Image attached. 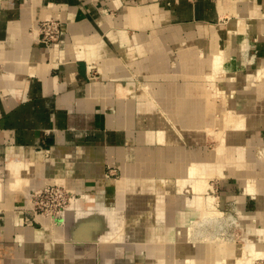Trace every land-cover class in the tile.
<instances>
[{
	"label": "crops",
	"instance_id": "0c3cea01",
	"mask_svg": "<svg viewBox=\"0 0 264 264\" xmlns=\"http://www.w3.org/2000/svg\"><path fill=\"white\" fill-rule=\"evenodd\" d=\"M252 1L253 18L242 0H0V177L26 158L20 168L34 164L37 178L61 180L95 200L105 194L110 204L118 171L121 177L126 170L143 173L164 181L162 187L177 179L176 168L202 158L206 150L202 144L159 142V116L148 112L152 102L144 100L141 88L149 85L157 107L171 111L180 61L191 64L187 71L202 70L201 52L211 42L226 52L227 71L244 75L236 86L237 109L255 113L259 93L264 100L260 84L251 80L258 63H264V0ZM236 16L244 17L246 30L230 35L227 24ZM51 17L61 19L62 34L47 47L36 33ZM244 136L256 151L264 148V125L248 128ZM152 142L155 146H147ZM187 146L189 152H179ZM166 150L169 169L163 167ZM152 158L159 167L151 168ZM223 183L225 197L238 200L245 225L255 232L264 219L256 211L258 201ZM0 206L8 208H0V264H147L148 253L136 242L108 252L98 245L81 247L84 256L76 258V244L68 242L71 252L51 240L50 229L26 223L24 197L2 199ZM190 214L189 219L197 216ZM176 231L180 237L185 227L172 228L173 238Z\"/></svg>",
	"mask_w": 264,
	"mask_h": 264
},
{
	"label": "bare ground",
	"instance_id": "6f19581e",
	"mask_svg": "<svg viewBox=\"0 0 264 264\" xmlns=\"http://www.w3.org/2000/svg\"><path fill=\"white\" fill-rule=\"evenodd\" d=\"M242 1L251 14L250 18H253V10H256L253 1ZM239 19L243 21L239 23ZM228 22L232 23V25L228 26L230 35H237L246 30L247 22L243 16H236L235 18H231ZM201 31L202 35L208 33L205 27H202ZM229 45L231 47L234 46V41H230ZM225 54L226 52L224 50L217 47V45L213 46L211 42H209L205 50L201 52L202 70L201 68L198 70L196 68L195 71H187V67H190L191 64L188 65V61H180L178 65L179 70L175 75L174 106L171 111L170 109H162L161 112V124L159 127L161 140L164 139L165 132H169V136H167L166 139H172L170 142L181 145H200L202 143L203 146L205 137L209 133L217 137L219 136V139H221V143L217 145L215 150L209 153V156L204 155L206 159L204 158V160H202V158L193 157L190 162L187 164L185 163L184 168H181L178 174L179 188L184 199L183 207L188 204L196 206V209L201 212L197 224L202 221V225L204 222H209V220L207 221L209 217H215L218 213H222L218 206H223L226 201V198L217 197L210 192L209 178L213 175L221 174L227 177L231 175L234 176L233 172L237 170V176L235 177L238 178L239 185L244 187L245 195L251 197L249 193H255L256 191H258L260 195L264 194V170L262 168V162L259 160L260 157L256 156V146H251L246 143L244 136L246 129L264 125V106L261 104L262 95L259 94L255 99L257 100V109L255 113L247 107V112L243 116L241 115L232 120V112L231 110H227L223 113L225 129H223V127L220 129L213 128V125L216 127L217 116L215 113L218 111L217 104L215 101H212L210 86L216 81H219L220 85L218 86V91L221 93L226 92L227 96L225 97L232 100V107L236 108V86L242 85V83H240L242 81L241 79H231L235 74L231 71H227V64L226 66L224 64L227 59ZM218 76H220L219 79H217ZM253 80V84H260V89L263 93L264 64L260 66ZM200 86L204 88L202 94L197 92ZM166 105H171V102L169 101L165 106ZM173 117H175V121ZM196 117H198L199 120H196ZM250 158L255 159L254 162L261 168L262 171H258L260 178L259 176L257 177V175L254 178L250 176L251 172H249L248 168L250 165ZM17 162L20 163L21 161H15L16 164ZM14 166L15 165H13L10 170L8 169V174L10 176L12 175V170L16 169V166ZM133 173L134 172L126 170L123 179L115 181V193L119 196L116 197L115 195L113 204L106 202L102 196L98 197L96 200L94 195L89 196L88 201L92 202L90 213L84 210L85 213L89 214L83 213L84 216L80 218L77 229L73 230L71 227V230H69V237L76 244L74 247L75 251H78L81 257L84 256L83 252H79V250L81 251V247L84 249L97 245L107 252L111 249L113 250L118 244L125 243L129 246L132 243L135 244V242L141 246L138 248L149 249L150 245L147 238L143 237L145 232L140 230L147 229L165 238L169 226L173 222L180 223V221L183 220L180 211H173L174 203L177 202L173 198L174 195L171 191L167 189L159 190L156 193V200L151 202L150 196H152V192L148 190L145 184L140 185V179L134 178L135 176ZM255 178H258L256 182L254 181ZM11 181H13V179L5 183L4 181L0 182V195L6 192ZM56 181L62 183L60 180H53L49 183ZM258 181L259 183H257ZM49 183L47 182L46 184ZM44 184L42 186H44ZM100 202H104L103 206ZM95 203L98 206H95ZM261 203V200H259L256 211L261 212L260 209L264 207L263 203ZM68 207L69 206H67L63 213L64 215L66 213L67 218L71 214V211H69L71 209L68 210ZM42 217L37 219L41 225H43ZM172 217L174 220L171 223ZM108 221H112L111 226L114 230H108L106 227ZM116 230L118 234H115ZM60 238L61 228L56 227L55 239L59 242ZM248 238L246 244L243 245H232L227 242L216 240L212 241L210 238L202 240V244L198 242L190 244L191 242H188V249L193 245L198 250H189L185 254L176 253L177 255L172 260L177 264H253L257 259L261 258L260 256L264 257V242H259L256 238ZM154 247L157 248L158 253L162 255V253L166 251L168 244L158 247L155 245ZM176 257L182 258L183 261L181 263L178 260L176 261ZM82 264L89 263L84 261Z\"/></svg>",
	"mask_w": 264,
	"mask_h": 264
},
{
	"label": "rangeland",
	"instance_id": "374dc122",
	"mask_svg": "<svg viewBox=\"0 0 264 264\" xmlns=\"http://www.w3.org/2000/svg\"><path fill=\"white\" fill-rule=\"evenodd\" d=\"M130 15H131V13H130ZM242 21H243L242 19H239V23H241ZM230 25H232V23L228 22L227 27L230 26ZM261 61L258 63V67H257L258 71H259L260 66L264 64ZM178 70H177V72H178ZM257 70L251 77L252 84L254 82L253 78L258 73ZM234 74H235V76H232L231 79H233V80L241 79L242 80L241 82L244 81L242 79V76L244 77V75L241 72H238V73L234 72ZM175 75H174V77H175ZM219 78H220V76L217 77V79H219ZM175 81L176 80H174V83H175ZM246 82L247 81L245 80V83ZM174 83H173V85H174ZM219 85H220L219 81H216L215 83H213L210 86V92L212 94V101H215V103L217 104V111H218L217 113H215V115L217 116V119H216V127L217 128L214 125H213V128L214 129H220L221 127H223V129H225V123L223 122V120H224L223 113L225 111L231 110L232 116L231 115L230 116H231V119L233 120V119H236V118L240 117L241 115L243 116L247 112V110L246 109L245 110H241V109H237V107L236 108L232 107V105H233L232 100L227 99L225 97V96H227L226 92H222L221 93V92L218 91V86ZM144 86L146 88H144L142 86L140 92H144L146 90L145 96L147 95V97H143V98H144V100H145V98H147V101L150 100V102H152V103H150L148 101L150 103V106L152 104V107L147 108L148 112L153 111L151 113L158 114L159 123L161 124L160 120H161L162 109L157 107V104H156V102L154 100L155 98L152 95L150 96L151 91H149L150 90L149 85H144ZM207 87H209V86H207ZM120 89L122 90V88H120ZM203 90H204V88L202 86H200L198 88L197 92L199 94H202ZM122 91H121L122 95L123 94L124 95L128 94V93H123ZM128 92H130V91H128ZM140 92L139 93L135 92V95L140 96V94H141ZM219 93H221V94H219ZM129 94L134 95V92L131 91V93H129ZM263 94H264V92H263ZM174 95H175V88L173 87V92L171 94V96L173 97V101H174ZM140 97H142V96H140ZM262 97H263V95H262ZM261 104L264 106V100H262V98H261ZM195 119L199 120L198 117H196ZM173 120L174 121L176 120L175 117H173ZM160 124H159V127H160ZM150 136H151L150 137V139H151L152 138V134H150ZM167 136H169V132H165L164 133V139L161 140L160 139V134H159L158 141L159 142H163L164 144L165 143L169 144L170 140L166 139ZM152 143H154V142H152ZM220 143H221V139H219V136L217 137V136H215L213 134H210V133L207 134L206 137H205V142L203 143V146H202V148H204V150H206L204 152L202 151V160H204V158L206 159V157L204 155H208L209 156V153H211V151L215 150L217 145H219ZM249 145H251V144H249ZM147 146H155V143L152 144V145L148 144ZM251 146H256V145H251ZM187 148H185V149L182 148L181 150H179V152L182 153V152H184L183 150L189 152L191 148H189V146H187ZM256 148H257V146H256ZM256 152L258 154V155L256 154V156L260 157L259 160H261L260 162H262L261 164H262V168L264 170V155H263L264 148L259 149ZM165 153H166V156L164 158L163 167H164V169H169L170 166H171V162L172 161L169 158L170 157L169 156V151L166 150ZM23 161H28V160L26 158H23V160L20 163L17 162V164H16L15 162H13L12 165H10L9 167H8V165H9V163H11V161L8 163L7 167H8L9 170H10V168L13 165L16 166V169L12 170L13 172H12L11 176L8 175L7 177H4V178L0 177V179H3V180H0V182L4 181V180L7 181V180H10V179H13V181L10 182V185H9L8 189L6 190V192L3 193L2 195H0V200L6 199L7 201H13L14 198H15L14 196L20 195V196L24 197V208H23V211H24L25 208H30V206H31V201H30V199H27V197L31 196L30 192L32 191V189H37V188L41 187L45 183V179H47L46 183H47V181L49 183L51 181L50 180L51 177H49L50 179L49 178H44V177H42L40 179L37 178L35 175H33L34 174L33 173L34 172V168H35L34 164H33L34 166L33 165H31V166L26 165V166H24V167L22 166L20 168V166L22 165ZM254 161H255V159L250 158V162H249L250 165L248 166L249 172H251L250 176L254 178L257 175V177L259 176V178H260V174L258 173V171L259 170L262 171V170H261V168H259V166ZM150 162H151V168L152 169L154 167H156V165H158V163H159L158 160H156V158H152ZM188 162H190L189 159L185 160L184 164L185 163L187 164ZM158 167H159V165H158ZM16 170H18V172H14ZM176 170L179 171V173H180L181 168H176ZM233 173H234V176L231 175V176L227 177L226 175L215 174V175H213L212 177L209 178L210 192L213 195L217 196V197L226 198L225 199L226 201L224 202L223 206L222 205L218 206L219 210H221L222 213H218L217 215H215V217H212V216L209 217V219H207V221L209 220V222L206 221L207 223L204 222L203 225H202V221L200 222L201 224L200 223L197 224V220L200 218L201 212H200V210L196 209L197 208L196 206L188 204L187 206L183 207L184 199H183V194L181 193L180 188H179V179H178V177H177V179H175L172 182L166 181V186L162 187L161 184L164 182L162 180L156 181V180H154L152 178L149 179L147 177H144L143 173L134 175L135 176L134 178L140 179V181H139L140 185H144L145 184L147 186L148 190H150L152 192V196H150L151 198L149 197L151 202L156 200V193L159 190L167 189V190L171 191V193H173V195H174L173 198L177 202V203H174L175 205L173 207V211H176V210L180 211L182 213L181 216L183 217V220L180 221V223L173 222L174 218L173 217L171 218V223L172 222L173 223L167 229L165 238H162V237L158 236L156 233L151 232V231H149L147 229L140 230V231H144L145 232V235L143 237L147 238V241H148V243L150 245L149 249L139 248V249H144V250L147 251V253H148L147 254V257H148L147 258V264H174V263L177 264L175 261L172 260L177 255L176 252L180 253V254L181 253L185 254L189 250H193V249L198 250L193 245L191 246V248L188 249V247H187L188 242L189 243L191 242L190 244H193V242H198L199 244H202V240L207 239V238H210V240H212V241H214V240L223 241V242L230 243L232 245H243V244H246L247 239H249L248 237L256 238L259 242H264V232L263 233H259L258 230H257V228H259V227L260 228L261 227L264 228L262 226V223H264V219H259L261 225L257 226L256 229H255V232H254V228L253 227L251 228V227H247L245 225L246 222L244 221L243 208H241L238 200L235 199V198H230L228 200V197H225V196H227L228 188L226 187V184L223 183L224 181L226 183L231 184L232 188L234 190L235 189L239 190L240 194L245 191L243 186H241V185L238 186V184H237L238 183V178L235 177V176H237L236 175L237 174V170H235V172H233ZM2 174H0V175H2ZM148 174L150 176L152 175V177H153L155 175V171L152 170V173H148ZM242 174H243V172H242ZM242 174H240V175H242ZM120 177H121V175H120V173L118 171L117 172V176H115L114 178H118V180H116V181H120L121 179H123L124 173H123L122 177L121 178ZM256 180H258V178L254 179L255 182H256ZM147 181H149V182H147ZM150 181H152V183H150ZM53 183H59V182L56 181V182H53ZM172 183L173 184L176 183L174 188H173V184ZM257 183H259V181ZM60 184H62V183H60ZM66 188H67V190L71 191L72 195H73L72 196L73 200L68 205L69 206L68 210L71 209V210H69V211H71V214L68 216V218H67L66 213H65V215L62 214L60 217H57V218L44 216V217H42V223H43V227L44 228L46 227L47 229H50V236H51L50 238H51L52 241H56L57 243H59L61 245H64L65 248H70L71 252H73V250L75 248L73 249L72 247H68V246H70L69 243H74L75 244V242L72 241V239L69 237L70 236L69 235V230H71V227L73 228V230L77 229V226H79L80 218H83V216H84L83 213H85L87 211H89V213H90V209H91L90 206L92 205V202H89L88 198H89V196H91L93 194L89 193V192H81L82 194H79V192L76 189L72 190L73 188H70V187H67V186H66ZM252 193H254V192L249 193L251 198H253V199L257 200V201L261 200V202H263V206H264V199L262 201V198L264 197V194L260 195L258 191H256L254 194H252ZM103 195L106 196L105 194H101V195L99 194V196H103ZM113 195H114V192L111 191L109 196H111V198H112ZM115 195H116V193H115ZM243 195L244 196H248V195H245V192L243 193ZM118 196L119 195H116V197H118ZM176 198H177V200H176ZM100 204L103 206L104 202H100ZM9 205L10 204H7V206H9ZM257 205H258V202H257ZM95 206H98V205H96V203H95ZM255 207H256V203H253V205H251V207H249V208L254 210ZM0 208H4L6 210L8 209L5 206H0ZM84 210H85V212H84ZM9 211H10V209H9ZM260 211L264 214V207L261 208ZM89 213H85V214H89ZM190 213H193V214L197 213V216L195 215V217L193 216V219H189V218H191V214ZM210 218L211 219L213 218V219L211 220ZM111 222L112 221H110V222L108 221L107 222L106 227L108 228V230L109 229L114 230L112 228V226H111ZM195 226H197V227H195ZM56 227H60L61 228V238H60L59 242L57 240H55V236H53V232L55 233ZM172 227L173 228H177V229L179 227H185V231H181V236L180 237H179V232L176 231L175 232V236L173 238L171 236L172 233H173V232H171ZM193 229H195V230H193ZM115 234H118L117 230L115 231ZM67 236H68V238H67ZM136 244H137V242H136ZM165 244H168V247H167L166 251L164 253H162V255H160L158 253V249L155 248L154 246L156 245L158 247V246H162V245H165ZM70 249H68V250L70 251ZM178 250H179V252H178ZM200 250H202V249H200ZM80 255L81 254H79V253H75L74 257L81 258ZM260 257L261 258L257 259L253 264H264V257H262V256H260ZM175 260L176 261L178 260L180 263L183 261L182 258H177V257H176Z\"/></svg>",
	"mask_w": 264,
	"mask_h": 264
},
{
	"label": "built area",
	"instance_id": "2783aa9c",
	"mask_svg": "<svg viewBox=\"0 0 264 264\" xmlns=\"http://www.w3.org/2000/svg\"><path fill=\"white\" fill-rule=\"evenodd\" d=\"M62 21L51 17L41 21L37 27V39L45 46L56 44L62 34ZM31 207L25 208V221L29 225L40 224L42 216L60 217L72 200V192L60 183H49L30 192Z\"/></svg>",
	"mask_w": 264,
	"mask_h": 264
}]
</instances>
